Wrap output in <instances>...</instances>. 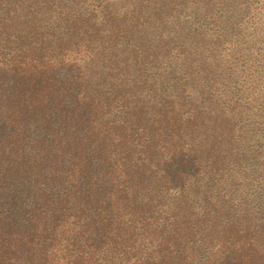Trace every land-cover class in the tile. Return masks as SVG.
Returning a JSON list of instances; mask_svg holds the SVG:
<instances>
[{"label":"trees","instance_id":"trees-1","mask_svg":"<svg viewBox=\"0 0 264 264\" xmlns=\"http://www.w3.org/2000/svg\"><path fill=\"white\" fill-rule=\"evenodd\" d=\"M0 264H264V0H0Z\"/></svg>","mask_w":264,"mask_h":264},{"label":"rangeland","instance_id":"rangeland-1","mask_svg":"<svg viewBox=\"0 0 264 264\" xmlns=\"http://www.w3.org/2000/svg\"><path fill=\"white\" fill-rule=\"evenodd\" d=\"M250 79L253 81L252 77H251ZM248 80H249V78L247 79V81H248ZM247 81H246V82H247ZM251 200H252V199H251Z\"/></svg>","mask_w":264,"mask_h":264}]
</instances>
